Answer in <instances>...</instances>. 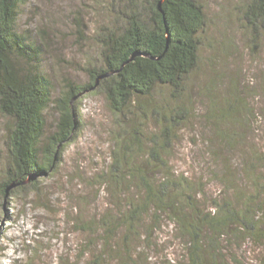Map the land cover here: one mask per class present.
Masks as SVG:
<instances>
[{
	"label": "trees",
	"instance_id": "obj_1",
	"mask_svg": "<svg viewBox=\"0 0 264 264\" xmlns=\"http://www.w3.org/2000/svg\"><path fill=\"white\" fill-rule=\"evenodd\" d=\"M28 1L0 0V114L9 120L0 195L5 198L12 184L9 195L29 187L38 190L37 180L56 168L61 149L81 128L78 98L100 88L119 129L111 163L99 178L113 199L111 205L118 201L122 210L100 215L95 230L92 222L86 228L79 225L85 232L103 229L93 264L109 256L108 246L117 234L122 236V253L114 261L136 264L142 257L133 250L136 241H143L145 251L152 247L149 241L162 232L166 218L182 242L179 264H247L241 255L246 242L264 248L262 207L252 199L238 206L232 199L216 198L214 207L207 208L200 198L203 183L178 174L170 163L179 132L192 117L190 78L199 67L207 26L201 0H164L161 7V0H111L113 25L97 37L103 66L90 69L88 84L71 82L56 99L42 70L43 46L16 29L20 7ZM241 10L246 27L264 30V0H248ZM135 52L141 54L128 62ZM233 86L230 98L235 100L225 98L228 105L219 113L213 110L212 118L219 123L247 107L238 84ZM161 87L167 93L157 100L155 92ZM53 102L59 124L46 135L45 110ZM151 120L158 124L154 131L148 128ZM33 174L39 177L26 183ZM255 259L264 264L259 255Z\"/></svg>",
	"mask_w": 264,
	"mask_h": 264
},
{
	"label": "rangeland",
	"instance_id": "obj_2",
	"mask_svg": "<svg viewBox=\"0 0 264 264\" xmlns=\"http://www.w3.org/2000/svg\"><path fill=\"white\" fill-rule=\"evenodd\" d=\"M201 2L207 26L199 67L190 78L192 117L179 132L170 163L178 174L203 183L205 207L213 208L216 198L232 199L238 206L252 199L262 207L259 217L264 222V30L245 26L241 7L248 0ZM113 14L111 0H29L20 7L16 29L43 46L42 70L52 81L53 99L71 82L88 84L90 69L103 66L97 37L113 25ZM235 84L247 107L219 123L212 118L213 110L219 113L228 105L225 98L233 96ZM166 93L161 87L154 97L161 100ZM77 102L81 128L61 149L56 168L37 180L38 190L0 195V264H93L103 229L85 232L79 225L86 228L92 222L95 230L100 215L122 210L118 201L111 205L113 199L99 178L112 160L117 117L100 88ZM45 119L50 135L60 119L55 102L45 110ZM8 125L0 114V183L8 162ZM148 126L154 131L158 124L151 120ZM162 229L146 251L143 241H136L133 250L142 255L136 264L180 263L176 258L182 242L174 224L166 218ZM119 237L109 244L102 264H118ZM243 248L245 263L260 264L262 259L255 257L264 258L263 247L246 242Z\"/></svg>",
	"mask_w": 264,
	"mask_h": 264
},
{
	"label": "water",
	"instance_id": "obj_3",
	"mask_svg": "<svg viewBox=\"0 0 264 264\" xmlns=\"http://www.w3.org/2000/svg\"><path fill=\"white\" fill-rule=\"evenodd\" d=\"M163 1H164V0H161V2H160V4H159L160 7L162 6ZM140 54H141V53H139V52H135V53L132 55V57L129 59L128 62L132 61L137 55H140ZM108 75H109V74L104 75V76H102V77H105V76H108ZM38 177H39V176H38V175H35V174L30 175V176L28 177L26 183H27V182L29 183L30 181H34V180H36ZM14 186H15V184H12V185H10V186L8 187V189H7V193H6V197L9 196L10 190L13 189Z\"/></svg>",
	"mask_w": 264,
	"mask_h": 264
}]
</instances>
